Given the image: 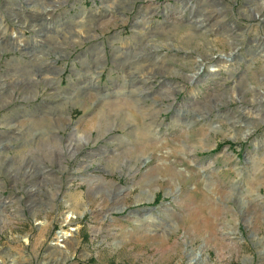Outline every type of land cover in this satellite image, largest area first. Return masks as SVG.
<instances>
[{
	"label": "rangeland",
	"instance_id": "rangeland-1",
	"mask_svg": "<svg viewBox=\"0 0 264 264\" xmlns=\"http://www.w3.org/2000/svg\"><path fill=\"white\" fill-rule=\"evenodd\" d=\"M220 2L264 36V0H0V264H264V55L201 35Z\"/></svg>",
	"mask_w": 264,
	"mask_h": 264
},
{
	"label": "flooded vegetation",
	"instance_id": "flooded-vegetation-1",
	"mask_svg": "<svg viewBox=\"0 0 264 264\" xmlns=\"http://www.w3.org/2000/svg\"><path fill=\"white\" fill-rule=\"evenodd\" d=\"M220 3H222V5L225 6L226 8H224L223 10L222 9H217L218 10L217 11L218 16L224 15L225 10L226 11L228 10V11H231L232 12V8H230V4L229 3H223V2H220ZM245 4H247V3L245 2ZM178 5H180V4H178ZM178 5H176V6H178ZM191 5H190V7H188V14L191 15V16L197 15L202 10L201 8H198L199 5H197V4H193V5H195L194 6L195 8L191 7ZM235 5H237V4L235 3ZM172 6L173 7L167 8V10H169V12L173 14V13H176V11L179 8L176 7V6H174V5H172ZM227 6H229V7H227ZM239 13L241 15H244V13L241 12V11ZM250 14H253V12L251 10H250ZM210 23H212V20L207 21L206 22V25H209ZM191 24L195 25L196 23H195V21L191 20ZM217 25L222 30L217 31L216 30V29H218ZM217 25L214 26V31H210V32H206V33L202 32L201 35L204 36V37H208L212 32H218L220 34V33H223V29L228 30L227 33H234L236 31L239 32L238 35H234L233 34L232 36H230L231 39L234 41L233 43L234 44H239V46H237V47L234 48V52L227 53V54L234 55L238 49H241V51L245 55H252V54H256V53L260 52L261 48H263V46H264V36H262L260 34H256V33H254L256 35L251 34L250 31H248V26H243V27L241 26L240 27V26L236 25L235 23H233V22H231V21H229V20H227L225 18H223V19L221 18V20L219 21V23ZM238 30L243 31L244 34L241 33ZM247 32H248V34H247ZM197 35H199V34H196L195 37ZM188 48H190V45H189ZM210 49H211V46L209 48L206 47V50H203V51L209 52ZM219 52L220 53H218V54L221 56V55H223V54H221V52H225V51L219 49ZM196 53H199V52H196ZM238 54L240 55V53H238ZM241 58H243V57H241ZM44 83L46 84V81L45 80H44ZM27 170L28 169H26V172H22L23 174H19V171H14L11 175H14L16 177L22 176L21 177L22 182H25V183H27V184L30 185V184H32V182H30V180H33L32 179L33 178V176H32L33 174H31V170H30V172H27ZM9 179L10 180H13V178H11V177ZM22 182H19V183H22ZM8 183H10V182L8 181Z\"/></svg>",
	"mask_w": 264,
	"mask_h": 264
},
{
	"label": "bare ground",
	"instance_id": "bare-ground-1",
	"mask_svg": "<svg viewBox=\"0 0 264 264\" xmlns=\"http://www.w3.org/2000/svg\"><path fill=\"white\" fill-rule=\"evenodd\" d=\"M206 10V9H205ZM215 10V9H214ZM202 13V12H201ZM207 13V12H206ZM218 13L217 12H214V11H211V10H209L208 11V13L206 14L207 15V21H209L210 19H211V17L213 16V15H217ZM195 17V19H194V21H195V23L198 21V17H197V15H195L194 16ZM205 19V18H204ZM203 19V20H204ZM203 22V21H202ZM201 22V23H202ZM200 23V24H201ZM217 23V21H213V23H210L208 26L206 25V29L207 30H211L212 29V27L215 25ZM196 27V26H195ZM261 51H262V53H263V55H264V46H263V48H261ZM225 59V58H224ZM228 61H230V60H228V58L225 60V65H223L224 64V62L223 63H217V64H213L211 67H210V71H215V70H217V69H219L220 67H224V66H226L227 65V62ZM75 151H76V148L75 147H73V149L72 150H70L69 151V155H73L74 153H75ZM60 155H62V152H60ZM73 210H71V212H72ZM74 212V211H73ZM70 235V234H69ZM64 237H66V236H64ZM68 237H67V239L65 238V243H66V241H68ZM59 241V240H58ZM68 244V243H67Z\"/></svg>",
	"mask_w": 264,
	"mask_h": 264
},
{
	"label": "built area",
	"instance_id": "built-area-1",
	"mask_svg": "<svg viewBox=\"0 0 264 264\" xmlns=\"http://www.w3.org/2000/svg\"><path fill=\"white\" fill-rule=\"evenodd\" d=\"M64 217V214L61 215V219L58 221L59 222V227L58 229H56L54 235L52 236L51 240H50V244L52 245V247L54 246H64L65 243V238H61V240L58 241V239L60 237H57V234L60 233L61 231L64 232V231H67L70 229V226H68L69 221H65V219L63 218ZM67 239V238H66Z\"/></svg>",
	"mask_w": 264,
	"mask_h": 264
}]
</instances>
